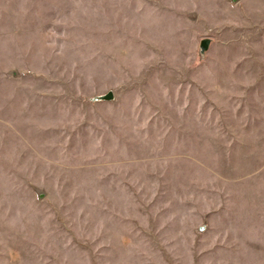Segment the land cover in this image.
Instances as JSON below:
<instances>
[{
  "label": "rangeland",
  "instance_id": "1",
  "mask_svg": "<svg viewBox=\"0 0 264 264\" xmlns=\"http://www.w3.org/2000/svg\"><path fill=\"white\" fill-rule=\"evenodd\" d=\"M0 264H264V0H0Z\"/></svg>",
  "mask_w": 264,
  "mask_h": 264
},
{
  "label": "crops",
  "instance_id": "2",
  "mask_svg": "<svg viewBox=\"0 0 264 264\" xmlns=\"http://www.w3.org/2000/svg\"><path fill=\"white\" fill-rule=\"evenodd\" d=\"M114 99V98H113ZM111 99V100H113ZM103 100V99H102ZM115 189L118 191L117 193H114V194H118L119 197L117 196H114L113 195H109V199L111 200H115V199H123L124 195L122 196V193L124 192L125 193V190L122 189L121 186L119 187H115ZM116 216H118L117 218L113 217L112 219H110L109 221V228L108 230L115 234L114 236L117 237V241L120 242V243H117L116 246H126L125 243H123L125 241V236L123 235V232H127V231H130L131 233L135 232L133 230L132 225L129 224V225H126L128 223V221H131L130 219V216L132 218V215H128V213H123L122 210L120 209L118 214H115ZM139 219V218H138ZM105 224H106V221H105ZM106 227V225H105ZM104 230L106 231L107 228H104ZM107 230V231H108ZM141 239H136L135 238V235L133 237V242H139ZM144 244H141V243H136V244H130L129 246H142Z\"/></svg>",
  "mask_w": 264,
  "mask_h": 264
},
{
  "label": "water",
  "instance_id": "3",
  "mask_svg": "<svg viewBox=\"0 0 264 264\" xmlns=\"http://www.w3.org/2000/svg\"><path fill=\"white\" fill-rule=\"evenodd\" d=\"M209 45V40L208 39H204L201 43V47L203 50H206L208 48ZM114 98V94L112 91H109L107 94L99 97V99H103V100H111Z\"/></svg>",
  "mask_w": 264,
  "mask_h": 264
}]
</instances>
